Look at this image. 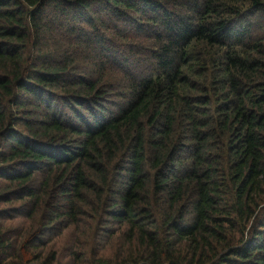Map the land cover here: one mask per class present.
Instances as JSON below:
<instances>
[{"label": "trees", "instance_id": "obj_1", "mask_svg": "<svg viewBox=\"0 0 264 264\" xmlns=\"http://www.w3.org/2000/svg\"><path fill=\"white\" fill-rule=\"evenodd\" d=\"M0 264H264V0H0Z\"/></svg>", "mask_w": 264, "mask_h": 264}]
</instances>
